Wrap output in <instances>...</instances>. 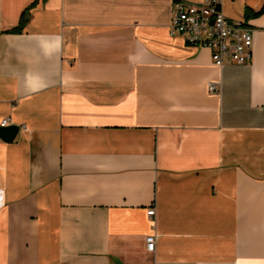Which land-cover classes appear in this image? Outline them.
Listing matches in <instances>:
<instances>
[{"label": "crops", "instance_id": "1", "mask_svg": "<svg viewBox=\"0 0 264 264\" xmlns=\"http://www.w3.org/2000/svg\"><path fill=\"white\" fill-rule=\"evenodd\" d=\"M174 1L0 0V264H264V0L222 66Z\"/></svg>", "mask_w": 264, "mask_h": 264}, {"label": "built area", "instance_id": "2", "mask_svg": "<svg viewBox=\"0 0 264 264\" xmlns=\"http://www.w3.org/2000/svg\"><path fill=\"white\" fill-rule=\"evenodd\" d=\"M222 0H203L201 2L174 1L171 5L170 33L179 34L185 41L196 47H206L212 60L218 66L226 62L244 63L251 59L252 28L244 19L227 17L221 9ZM209 91L219 90L209 82ZM14 124L10 116L0 120V126ZM26 129V125H18ZM149 217L155 216V207L147 209ZM156 234L145 237V247L149 252L155 250Z\"/></svg>", "mask_w": 264, "mask_h": 264}, {"label": "trees", "instance_id": "3", "mask_svg": "<svg viewBox=\"0 0 264 264\" xmlns=\"http://www.w3.org/2000/svg\"><path fill=\"white\" fill-rule=\"evenodd\" d=\"M27 11H28V8H26L22 11V13L19 16L18 25L16 27L12 28L11 31H13V32L14 31H20L22 29V27L24 26V24L27 20ZM263 11H264V3L259 10L254 11V12L251 11L250 9L246 8L245 16L249 17L252 15H258V14L262 13Z\"/></svg>", "mask_w": 264, "mask_h": 264}, {"label": "water", "instance_id": "4", "mask_svg": "<svg viewBox=\"0 0 264 264\" xmlns=\"http://www.w3.org/2000/svg\"><path fill=\"white\" fill-rule=\"evenodd\" d=\"M19 128L16 124L0 126V137L5 141H12L18 134Z\"/></svg>", "mask_w": 264, "mask_h": 264}]
</instances>
